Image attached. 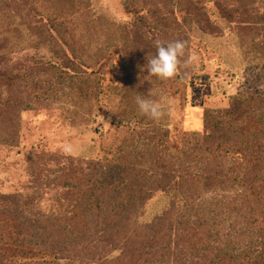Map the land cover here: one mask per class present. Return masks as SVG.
Masks as SVG:
<instances>
[{
  "label": "rangeland",
  "instance_id": "374dc122",
  "mask_svg": "<svg viewBox=\"0 0 264 264\" xmlns=\"http://www.w3.org/2000/svg\"><path fill=\"white\" fill-rule=\"evenodd\" d=\"M60 1L27 0L25 5L24 0H0V67L5 68L7 76H19L11 88L0 83V214L21 222L29 233L26 237L31 241L29 245L38 249L48 236L43 230L44 223L54 224L48 238L53 246L60 248L80 242V237L70 233L68 226L71 221L80 220L71 219L73 210L84 195L91 193L87 178L106 175L109 160L128 134L127 127L116 120L117 104L105 102L102 106L99 101L92 114L86 116L87 110L63 106L57 100L59 94L56 98L47 96L46 86L37 78L30 79L33 82L32 88L29 87L27 75L33 73L32 68L60 63L59 46L66 45L71 58L72 51L75 54V49L82 46L90 47L93 54L100 52L102 59L98 63L106 66L111 63L112 84L125 78L122 69L126 66L142 69L140 73L135 70L136 75L147 80L137 82L138 87L131 91L146 90L151 97L144 99L137 113L151 115L155 123L169 131L170 138L181 132H203L205 111L230 109L233 98L239 95L256 99L255 106L249 105L256 109V119L264 111L263 103L258 101L259 96L264 98V0H182L187 6L181 11L176 6L147 8L150 0ZM30 2L34 4L32 8ZM41 13L45 18L68 15L69 27L75 30L74 49L69 47L73 43L65 36L47 32L48 26L39 22ZM159 19L162 25H154ZM147 23L153 26L149 28ZM163 28L170 40L179 43L180 38L185 49L178 55L175 69L171 65L168 68L170 63L166 59L157 61L150 50L154 41L160 44L167 41L159 35ZM136 42L140 45V57L129 61L130 49ZM87 53L82 52L79 58L86 61ZM176 79L173 84L178 83L181 90L172 95L169 82ZM19 86L22 89L25 86L26 90L20 92ZM35 97L38 101L51 97L55 103L24 110L25 103L36 102ZM20 100H24L22 105L18 104ZM5 134L9 136L1 137ZM219 163L222 172L233 165L229 159ZM144 169H148V164ZM243 190L234 188L230 193L219 186L211 190L226 201L217 212L221 224H216L212 231L220 235L222 242H230L235 253L247 250L249 244L251 248L258 247L261 238L254 213L248 216L249 210L241 201L238 210L233 211L234 201L226 196ZM141 198L133 199L134 204L126 214L130 218L126 219L127 224L122 223L117 231L107 230L108 236L139 239L150 247L159 240L161 248L167 247L159 254L167 264H172L176 256L172 251L175 244L182 248L177 261L197 263L199 255L193 251L194 243L181 241L184 232L173 234L166 229L171 221H187L184 212L178 209L182 202L160 192L149 200ZM94 220L89 215L80 220L86 225L82 233L88 232ZM159 224L161 232L157 233ZM239 229L244 237H239ZM124 238L112 246L116 249L102 244L91 256L112 258L124 253L129 247L123 249ZM82 244H86L85 240L76 249H81Z\"/></svg>",
  "mask_w": 264,
  "mask_h": 264
},
{
  "label": "trees",
  "instance_id": "16d2710c",
  "mask_svg": "<svg viewBox=\"0 0 264 264\" xmlns=\"http://www.w3.org/2000/svg\"><path fill=\"white\" fill-rule=\"evenodd\" d=\"M24 3L26 5L27 0H24ZM33 6V2H30L29 7ZM157 6H176L181 11L187 6V2H147V8L157 10ZM39 16L40 24L48 26L49 34L65 36L73 43L75 30L69 27L71 23L68 22V15L61 13L45 18L44 13H41ZM159 24L162 25L161 19L154 21V25ZM147 25L149 28L153 26L151 23ZM166 30L160 29L159 35L167 38V41L163 44L154 41L155 44H150V50L155 53L153 57L157 61L166 59L170 63L168 68L172 66V69H175L173 66L176 65V59L185 49L181 47V39L177 38L179 43L175 40L173 42ZM75 44L74 42L69 47L74 49ZM65 48L66 45L64 48L59 46L60 63H47L44 68H32L33 73L27 75L29 87L32 88L33 82L30 79L37 78L36 81L43 84V87L46 86L47 96L56 98L59 94L60 99L57 100L63 106H74L77 111L87 110L86 116L92 114L93 107L99 101L103 102L102 106H105V102L111 106L117 104L116 120L122 127H127L128 134L118 145L116 154L109 160L106 175L97 178L95 174L87 178L91 193L84 195L78 207L73 210L71 219L84 221L89 215L95 219V224L90 223V228L85 234L82 231L86 225L80 220L71 221L68 226V231L80 237V242L60 248L53 246L48 238L54 224L44 223L43 230L48 236L38 249L37 246L29 245L31 241L26 240L29 233L24 231L21 222L0 214V264H167L164 256L159 255L167 247L161 248L159 240L154 247H150L146 241H132V238H118L116 235L111 238L107 234V230L117 231L122 223L127 224L129 220L126 219L130 218L126 214L134 204L135 197L141 196V199L149 200L157 192L173 195L182 202L178 209L184 212L187 221H171L166 229L168 233L173 234L181 230L184 232L181 241L194 243L193 251L199 255V261L195 264H200L201 261L204 264H264V111L256 119V109L249 106H255L256 99L250 95H239L238 98H233L230 109L222 112L205 111L203 132H181L170 138L169 131L155 123L151 115L137 113L144 99L151 97L146 90L131 91L138 87L137 82L143 83L147 80L136 75L135 70L140 73L142 69L128 65L122 69L125 78L112 84L109 78L111 63L108 66L103 62L99 64L98 60L102 59L100 52L93 54L90 47L82 46L81 49H75L76 55L72 51L71 58ZM138 48L140 45L136 42L130 49L132 53L129 61L140 57ZM82 52L87 53L86 61L79 58ZM18 77L7 76L5 68L0 67V83L4 87L11 88L16 85ZM176 81L177 79L169 82L170 90L173 89L172 95L181 90L178 83L173 84ZM25 86L23 89L19 86L18 90L23 93ZM51 97H43L39 101L38 97H35L36 102L25 103L24 110L36 109L44 103L53 106L52 103L55 102ZM259 97L258 101L264 106V98ZM23 102L24 100H20L18 104L22 105ZM85 105L90 108L85 109ZM253 125L256 127L252 130ZM8 136L5 134L1 137ZM222 159H229L233 163L225 172H222V165L217 164ZM147 164L148 169H144ZM214 186L230 193L234 188L244 189L243 193L238 191L239 194L226 196H230L234 201L233 211L238 210V201H241L249 210L248 216L254 213L261 232L258 247L251 248L252 244H249L245 247L247 250L235 253L230 247V242H222L220 235L212 231L216 224H221L217 212L219 207L226 203L223 196L211 191ZM145 187L147 188L144 189ZM163 226L165 227V224ZM161 227L162 224H159L157 233L161 232ZM238 232L239 237L245 236L241 229ZM141 237L143 235L139 238ZM123 238V249L129 245L124 253L112 258L106 255H99L97 258L91 256L102 244L111 246V250L116 249L112 246L120 244ZM83 240L86 244H82V248L77 250L75 246ZM181 249L174 244L172 251L176 252V256L172 258V264H188L185 259L177 261L182 254ZM101 250L103 251L102 248Z\"/></svg>",
  "mask_w": 264,
  "mask_h": 264
}]
</instances>
